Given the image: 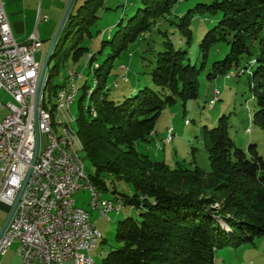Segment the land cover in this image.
Masks as SVG:
<instances>
[{"label": "trees", "instance_id": "1", "mask_svg": "<svg viewBox=\"0 0 264 264\" xmlns=\"http://www.w3.org/2000/svg\"><path fill=\"white\" fill-rule=\"evenodd\" d=\"M107 1L85 0L76 12L70 11L59 35L50 57V64L55 60L56 65L48 72L44 90L53 123H57L56 105L50 102L66 87L67 79L55 85L53 73L67 56L72 55L76 65L89 51L101 11L109 9ZM202 21L209 27L193 61L190 51ZM166 22L175 26L182 46L176 48L163 36L164 49L156 51L147 65L150 73L143 72L150 84L147 80L131 93L111 97L108 82L114 62ZM221 47L225 57L215 59ZM86 58L94 88L88 91L87 83L83 85L81 104L86 95L91 104L81 106L77 134L82 153L95 169L90 178L102 193L107 190L106 176L131 184L133 195L116 189L113 194L121 196L115 199L124 203L123 208L139 210L137 217L119 222L118 247L102 264H216L220 249H237L264 238V158L256 144L248 151L235 145L227 115L216 127H202L197 136L208 151L209 171L197 165L195 154L190 161L194 167L181 163L172 167L152 156L148 146L165 109L178 102L186 107L199 99L202 76L212 81L249 75L257 106L252 125L264 134V0H140L136 13L126 21L122 18L114 35ZM168 136L172 141L174 130Z\"/></svg>", "mask_w": 264, "mask_h": 264}, {"label": "rangeland", "instance_id": "2", "mask_svg": "<svg viewBox=\"0 0 264 264\" xmlns=\"http://www.w3.org/2000/svg\"><path fill=\"white\" fill-rule=\"evenodd\" d=\"M84 1L85 0H74L71 7L72 12H76ZM70 4L71 1L67 4L60 23L58 26L54 27V31L44 35V56L42 57L41 53L37 54L38 61H41V69L47 60L49 49L59 32ZM106 6H108L109 9L101 11V18L98 21L97 27L93 29V35H97V37L94 42L89 45V51L86 52L84 57H82L80 62L76 65L73 63L72 55L67 56L64 58V63H61L59 69L53 73V84L61 86L68 77L69 69L82 71L83 76L79 82L80 90L74 104L71 106L70 113L66 111L64 114V111L58 109L55 111L57 123H63L65 126L70 123L75 133L79 131L78 118L81 112V106L87 108L91 104L89 95H86V98L81 104V99L85 93L83 85L87 83L88 91L94 88L93 70L88 67L89 63L86 62V57H91L93 53H97L101 47V41H103V39L108 40L114 35L122 18L126 21L128 17L136 13L137 9L140 7V0H108ZM202 23L204 26L202 25V27L197 30L196 38L190 51V56L193 61L198 57L199 43L209 27L208 25L205 26L204 21H202ZM174 28L175 26H172L170 22L162 23L160 27L153 29L151 33L145 34L143 40L131 44L128 50L114 62L113 73L108 82V87L112 88L110 92L111 97H121L124 94H128L130 91L138 88L140 83L143 84V82L147 80L150 84V77L147 76V74L144 75L143 72L150 73L151 68L147 65L154 59L156 51L164 49L162 43L163 36H166L164 38L165 40L171 39L176 48L181 47L183 44L180 35ZM98 31L100 32L99 34L97 33ZM225 53L226 49L221 47L220 52H218V55L216 57L214 56V58L221 60L225 57ZM55 65L56 61L54 60L49 67L47 66L46 78L48 72L51 71ZM122 66H125L128 71L125 72ZM96 67L97 64H94L93 68L95 69ZM249 78L250 76L247 74L239 76L237 74H232V76L229 77H219L210 81L207 80L205 76H202L200 78L199 99L190 101L186 107H184L182 102H178L163 111L156 123V131L154 132V136H152V142L148 145L151 148L149 153L152 156L156 155V157L162 158L172 167L176 166V163L194 167L195 165L190 164V161L195 154L197 165L209 171L208 151L203 140L198 139L197 136H199L202 127H216L219 120L224 115H227L231 119L229 134L235 142V145L248 151L250 145L256 144L260 155L264 158V134H261V132L252 125V116L257 106L249 89ZM115 83H117L120 88L114 89ZM69 90L70 86L66 79V87L59 90L60 95L56 97L52 96L51 105H57L59 98L61 96H66ZM47 99L48 92L46 91V103ZM8 101L9 97H0V102L6 104ZM8 115V110L0 108V122ZM73 118H75V120H73ZM54 128L58 133L63 131V127L56 125V123ZM169 129L174 130V139L172 141V137L168 136ZM173 130H170L172 134ZM155 144L159 148L156 151L153 147ZM193 148L196 149L195 152H193ZM82 157L86 174L89 176L93 175L95 169L92 163L86 159L84 153H82ZM105 182L107 190L103 192V196L106 199L114 200L116 196L121 197L119 194L116 196L113 194L114 189L125 195H133L135 193L131 184L118 180L114 176H106ZM74 199L79 207L91 213L92 221L96 222V227L102 234V238L99 240L96 249L91 253L94 263L102 264L108 253L118 247L115 237L119 222L128 216L137 217L139 210H137L135 206L130 207L127 205L125 207L124 205L119 215L115 213L108 214L110 218L108 221L106 216H101L99 210L93 211L91 209L90 192L88 190L79 191L75 194ZM8 216V209L0 208V233L8 221L7 219H9ZM215 262L216 264H264V238L256 239L254 244H246L237 249H220L215 255ZM0 264L23 263L21 258L18 259L12 253H9L4 256L0 254Z\"/></svg>", "mask_w": 264, "mask_h": 264}, {"label": "built area", "instance_id": "3", "mask_svg": "<svg viewBox=\"0 0 264 264\" xmlns=\"http://www.w3.org/2000/svg\"><path fill=\"white\" fill-rule=\"evenodd\" d=\"M38 53L44 56L39 35L18 42L0 0V92L9 97L6 104L0 102V108L9 111L0 122V203L11 214L15 210L0 236V254L6 255L17 243L23 264H92L94 240L101 232L91 213L77 205L75 194L88 190L91 209L108 221V214L119 215L122 210L116 199L104 205L102 190L85 168L59 150L45 130L36 111L41 77ZM68 74L73 100L74 75L82 71L69 69Z\"/></svg>", "mask_w": 264, "mask_h": 264}, {"label": "crops", "instance_id": "4", "mask_svg": "<svg viewBox=\"0 0 264 264\" xmlns=\"http://www.w3.org/2000/svg\"><path fill=\"white\" fill-rule=\"evenodd\" d=\"M18 42L28 41L32 34H37L43 42L45 34L52 33L58 26L67 4L71 0H2ZM58 19V20H57ZM57 28V27H56ZM0 97H8L0 92ZM0 208H10L0 203ZM8 220V219H7ZM20 259L18 244L14 243L8 253ZM71 263V262H66Z\"/></svg>", "mask_w": 264, "mask_h": 264}, {"label": "bare ground", "instance_id": "5", "mask_svg": "<svg viewBox=\"0 0 264 264\" xmlns=\"http://www.w3.org/2000/svg\"><path fill=\"white\" fill-rule=\"evenodd\" d=\"M42 69H41V73H42ZM82 76L83 75H74V83L77 84V86L75 87V94L73 96V100H72L73 88L71 87L66 96H61L59 98V102L56 105V109L60 111H64V114L66 111L70 113L71 106L74 104L76 100V96L80 90L79 82ZM67 82L70 85L69 74L67 77ZM45 85H46V72H45V76L41 84H40V78H39L38 98H36V111L42 117L45 130H49V135L52 136V139L54 140L55 144L58 145L59 150L67 152L68 157H71V160H73L76 164H81V166L85 168L84 160L82 157V152H83L82 143L79 139L78 134L75 133L74 130L71 128L70 123H68V125L66 126L60 122L56 123V125L63 127V131L60 133H58L54 128L55 123H53V119H52L51 112H50L51 106H49V108L47 109L45 107V101H44ZM73 120H75V118H73ZM100 198H101V201H104V205H111V200L105 199L101 191H100ZM119 206H120V210H123V204L121 202H119ZM101 238H102V234H99L96 236L94 240V250L96 249L99 243V240ZM92 264H95L94 260H92Z\"/></svg>", "mask_w": 264, "mask_h": 264}, {"label": "water", "instance_id": "6", "mask_svg": "<svg viewBox=\"0 0 264 264\" xmlns=\"http://www.w3.org/2000/svg\"><path fill=\"white\" fill-rule=\"evenodd\" d=\"M73 2H74V0H71V4H70V6H69V8H68V10H67V12H66V14H65V17H64V19H63V21H62V24H61V26H60L59 32H58L56 38L54 39V41H53V43H52V45H51V47H50V49H49L47 60H46L44 66H43V69H42V73H41V77H40V84L42 83V81H43V79H44V76H45V72H46L47 66L50 64V57H51V54H52V52H53V50H54V48H55V45H56L57 40H58V38H59V35H60V33H61V31H62V29H63V27H64V25H65V23H66V21H67V18H68V16H69L70 11H71V7H72ZM14 211H15V210H13L12 214L10 215V217H9V219H8V221H7L6 225H5V227L3 228L2 232L0 233V236L2 235V233H3L4 230H5V228L7 227V225H8V223H9L10 219L12 218V215H13Z\"/></svg>", "mask_w": 264, "mask_h": 264}]
</instances>
